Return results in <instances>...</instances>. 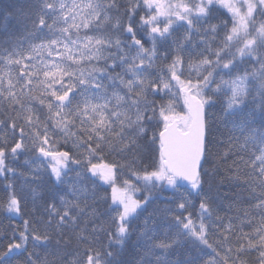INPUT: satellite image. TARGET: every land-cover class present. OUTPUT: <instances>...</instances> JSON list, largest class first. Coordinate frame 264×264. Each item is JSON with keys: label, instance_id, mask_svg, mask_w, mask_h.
Returning <instances> with one entry per match:
<instances>
[{"label": "snow or ice", "instance_id": "obj_1", "mask_svg": "<svg viewBox=\"0 0 264 264\" xmlns=\"http://www.w3.org/2000/svg\"><path fill=\"white\" fill-rule=\"evenodd\" d=\"M5 19L0 206L24 213L22 158L51 187L0 264H128L132 241L133 264H264V0H18Z\"/></svg>", "mask_w": 264, "mask_h": 264}, {"label": "trees", "instance_id": "obj_2", "mask_svg": "<svg viewBox=\"0 0 264 264\" xmlns=\"http://www.w3.org/2000/svg\"><path fill=\"white\" fill-rule=\"evenodd\" d=\"M17 2L18 0H0V31L7 29L9 31L17 32L19 30L17 22L15 20L5 19L7 13L16 6ZM218 114L219 113H217V115ZM25 159L26 158H22L15 164V167L18 171H22L25 173V176L23 178L17 177L15 181L17 185V192L23 198L24 213H22L21 215L9 214L3 210L2 206H0V248L6 247L7 244L11 242L14 235L19 236L20 231L24 228V220H29L31 222L35 219L43 218L46 215L44 211V203L48 200L47 192L51 187L50 183L48 182L47 176L45 175V179L40 185L32 184L30 182L29 166L25 163ZM231 166V160L221 166V170L224 175H228L227 170ZM33 167H35L34 164ZM75 175V173L72 174L73 179H75ZM25 180H28L29 182L25 183ZM84 182L90 183V181H87L86 179H84ZM231 187V185H228L225 191H227V189H230ZM3 189L4 185L0 184V201H2L5 197ZM230 194L231 193H229V195ZM219 204L221 209H223L220 211V216L224 217L228 214L224 210L229 208L230 201L229 199L225 198L220 200ZM243 206L247 207V203H245ZM154 207H157V204H153L152 206H150L149 211H151V209ZM232 207L236 209L239 206L233 205ZM72 250L73 249L71 247L68 249L69 252ZM29 251H33V249L31 248V242H29ZM35 251L41 255L45 254L43 249L40 248L35 249ZM137 256L138 253L135 247V241H132L123 252L122 258L127 261L128 264H133V261L137 258ZM12 264H24V257H20L12 261Z\"/></svg>", "mask_w": 264, "mask_h": 264}]
</instances>
